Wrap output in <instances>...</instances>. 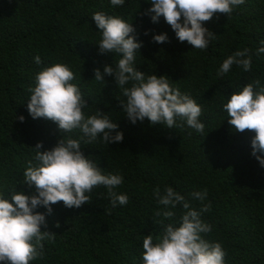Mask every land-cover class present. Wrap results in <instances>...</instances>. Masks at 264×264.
<instances>
[{
    "label": "trees",
    "instance_id": "16d2710c",
    "mask_svg": "<svg viewBox=\"0 0 264 264\" xmlns=\"http://www.w3.org/2000/svg\"><path fill=\"white\" fill-rule=\"evenodd\" d=\"M151 7L150 0H125L122 6H112L110 0H0V191L6 197L13 187L34 192L22 184L28 161L35 163L34 146L43 142L41 150H49L65 135L53 121L33 119L28 111V89L44 66H69L76 77L72 83L88 104L85 115L101 111L118 125L112 135L124 136L122 142L109 144L102 135L90 144L84 137L81 151L104 174L123 177L114 190L127 194L128 204L113 208L107 189L100 186L86 193L91 203L79 208H67L62 201L52 205L42 231L55 233V240L44 241V256L30 264H142L144 235L155 237L162 230L154 221L163 218L154 213L164 206L156 202L153 190L165 186L197 209L200 201L190 194L207 190L204 203L210 202L211 210L202 219L212 231L204 238L222 243L225 264H264V167L252 155L255 133L236 132L223 110L234 91L256 79L264 85V53L256 55L264 47V0H245L230 16L216 14L204 22L216 35L207 50L180 42L163 17L154 23L145 14ZM96 12L133 24L142 42L135 53L136 70L167 76L170 86L195 99L202 108L203 133L186 122L168 128L147 118L135 124L127 118L114 75H106L105 82L94 80L95 69L103 72L120 58L100 52L101 33L92 18ZM165 33L166 42H154L155 35ZM245 48L251 50V71L234 64L219 76L223 60ZM37 55L41 65L35 62ZM67 135L80 139L83 133L77 129ZM35 211L47 213L42 206ZM174 211L178 218L183 210L178 206Z\"/></svg>",
    "mask_w": 264,
    "mask_h": 264
},
{
    "label": "clouds",
    "instance_id": "9594fccd",
    "mask_svg": "<svg viewBox=\"0 0 264 264\" xmlns=\"http://www.w3.org/2000/svg\"><path fill=\"white\" fill-rule=\"evenodd\" d=\"M110 3L122 6L125 0H110ZM150 3L152 7L145 14L151 15L154 23L163 17L180 42L186 41L194 49L207 50L216 35L203 26L204 22L216 14L230 16L245 0H150ZM92 18L101 33L97 43L100 52H111L120 57L114 66H105L103 72L95 69L94 80L105 82L106 75H114L125 97L124 100L117 98L127 118L133 124L147 118L153 125L159 123L168 128L182 127L186 122L190 128L203 133L205 125L199 120L202 108L195 99L170 86L167 76L146 75L136 70L135 53L141 49L142 42H138L133 24L103 12L94 13ZM153 39L164 43L168 36L165 33L155 35ZM261 53H264V47L258 48L256 55ZM34 59L41 65L39 55ZM234 64L245 72L251 71V50L245 48L229 55L218 69V75L224 76ZM75 78L69 66L55 63L42 67L35 75L34 87L28 89L31 95L27 107L33 119L51 120L65 135L49 150H41L43 142L34 146L35 163L28 161L22 183L34 188V192L25 194L13 187L6 197L0 191V262L3 264H30L44 256V241L54 242L56 234L42 231V226H47L46 215L53 213L52 205L58 202L62 201L67 208H79L91 203V197L86 193L100 186L107 189L113 208L129 202L127 194L114 190L123 183V177L104 174L81 151L84 137H87L84 142L90 144L102 135L103 142L109 144L122 142L124 136L122 132L112 135L118 125L101 111L85 115L83 109L88 104L80 88L72 83ZM223 110L236 132L255 133L251 141L252 155L264 167V155H261L264 154V85L256 79L234 91L223 104ZM18 119L23 122L25 117ZM77 129L83 133L80 139L67 135ZM190 195L200 201L199 209L171 186L153 190L156 202L164 206L154 213L163 218L154 221L162 226V230L155 237L144 235L142 264H225L227 253L222 243L204 238L212 231V225L202 219V214L211 210V203H204L207 190L194 191ZM41 206L47 213L35 211ZM178 206L183 211L177 218L174 210ZM164 220L170 222L164 224Z\"/></svg>",
    "mask_w": 264,
    "mask_h": 264
}]
</instances>
